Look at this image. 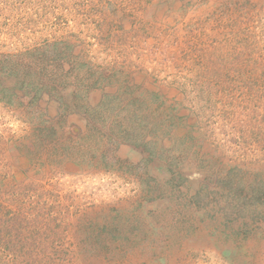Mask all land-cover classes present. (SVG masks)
<instances>
[{
    "label": "rangeland",
    "instance_id": "rangeland-1",
    "mask_svg": "<svg viewBox=\"0 0 264 264\" xmlns=\"http://www.w3.org/2000/svg\"><path fill=\"white\" fill-rule=\"evenodd\" d=\"M6 65L0 264H264V0H0Z\"/></svg>",
    "mask_w": 264,
    "mask_h": 264
},
{
    "label": "trees",
    "instance_id": "trees-1",
    "mask_svg": "<svg viewBox=\"0 0 264 264\" xmlns=\"http://www.w3.org/2000/svg\"><path fill=\"white\" fill-rule=\"evenodd\" d=\"M111 6L115 7L113 5V3H111L109 5V7H111ZM80 8L84 9L83 6H80L76 3V10H78ZM65 40H63V41H65ZM63 41H61V42H63ZM61 42H60V40H55V42L50 43L49 46H51V44H52L53 45L52 47L55 48V51H59V49H60L59 43H61ZM7 60H11V59H7ZM16 67H17V65H13V66L12 65H8V66L6 65L4 67H0V95L2 93H7L8 98L10 97V94H11V98L15 95L18 97L19 96V92L17 91L18 89H21L22 93L26 96H29L34 92L39 93V94L44 93L43 87H45V86H38L39 84L37 85V82L33 78L28 77L27 75H25L27 77L26 78L25 76L22 77L20 72L15 73L14 71H15V69H17ZM5 76L10 77L8 79H11L10 81H12L14 83L13 88L4 85V83H5L4 78L6 79ZM40 85H42V84H40ZM14 87L17 90L14 89ZM46 89H48V88L46 87ZM63 96H64L63 100L65 97H68V96H66V94H63ZM62 161H63L62 163H75V164L80 163L79 157L76 158L75 156H73L71 154H67V157L65 159H63Z\"/></svg>",
    "mask_w": 264,
    "mask_h": 264
}]
</instances>
